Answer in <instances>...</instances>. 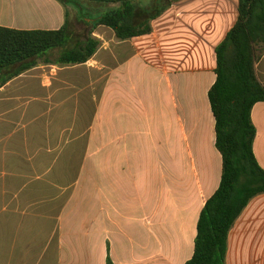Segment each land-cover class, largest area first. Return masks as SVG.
Instances as JSON below:
<instances>
[{
	"label": "crops",
	"instance_id": "0c3cea01",
	"mask_svg": "<svg viewBox=\"0 0 264 264\" xmlns=\"http://www.w3.org/2000/svg\"><path fill=\"white\" fill-rule=\"evenodd\" d=\"M136 4L146 13L165 7L149 34L118 40L99 26L86 63L58 66L55 50L0 87V264L191 259L200 212L221 178L208 91L238 0ZM82 5L86 18L70 6L81 34L57 0H0V27L58 30L68 14L72 47L88 18L119 7ZM254 73L264 87V52ZM251 121L264 170V102ZM225 263L264 264V194L231 228Z\"/></svg>",
	"mask_w": 264,
	"mask_h": 264
},
{
	"label": "trees",
	"instance_id": "16d2710c",
	"mask_svg": "<svg viewBox=\"0 0 264 264\" xmlns=\"http://www.w3.org/2000/svg\"><path fill=\"white\" fill-rule=\"evenodd\" d=\"M57 1L63 6L77 7L79 15L84 11L83 2L98 7L119 4V7L88 18L90 30L72 47L68 14L58 30L0 27V87L37 66L39 60L55 50H61L54 60L58 66L86 63L100 46L99 40L92 36L99 26L110 28L118 40L149 34L150 21L165 9L146 13L145 9L137 8L138 0ZM83 14L80 16L86 18ZM262 52L264 0H238L237 22L215 49L216 79L208 91L215 122V147L222 159L220 183L200 212L193 255L185 264H226L231 228L249 202L264 194V170L253 153L256 131L251 121L253 106L264 102V87L254 73V63ZM106 264L112 263L108 259Z\"/></svg>",
	"mask_w": 264,
	"mask_h": 264
},
{
	"label": "rangeland",
	"instance_id": "374dc122",
	"mask_svg": "<svg viewBox=\"0 0 264 264\" xmlns=\"http://www.w3.org/2000/svg\"><path fill=\"white\" fill-rule=\"evenodd\" d=\"M67 11L69 13V18H70V25H71V28L73 29L74 33L76 34H81L82 31L84 30V27L81 23H78L75 19V13H74V10L72 7L70 6H67ZM85 9H84V13H85ZM55 56V55H54ZM52 56V57H54Z\"/></svg>",
	"mask_w": 264,
	"mask_h": 264
}]
</instances>
